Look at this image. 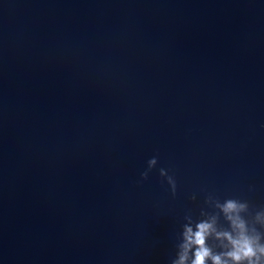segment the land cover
<instances>
[{
	"label": "water",
	"instance_id": "water-1",
	"mask_svg": "<svg viewBox=\"0 0 264 264\" xmlns=\"http://www.w3.org/2000/svg\"><path fill=\"white\" fill-rule=\"evenodd\" d=\"M200 225L264 245V0H0V264H193Z\"/></svg>",
	"mask_w": 264,
	"mask_h": 264
},
{
	"label": "clouds",
	"instance_id": "clouds-1",
	"mask_svg": "<svg viewBox=\"0 0 264 264\" xmlns=\"http://www.w3.org/2000/svg\"><path fill=\"white\" fill-rule=\"evenodd\" d=\"M155 163V160L152 161ZM144 179L147 178V173H143ZM242 207V205H241ZM237 208V204L233 200H229L226 204L225 211H231ZM200 231L195 234L189 230V241L192 244L197 245L196 259L193 264H206V260L211 258L213 264H229L227 260L221 258V256H213L211 250L205 244V233L207 232L208 225H200ZM232 251L227 253V256L231 260V264H264L261 260V256L264 255V245H254L248 238L240 240H232ZM183 261V258H182Z\"/></svg>",
	"mask_w": 264,
	"mask_h": 264
}]
</instances>
